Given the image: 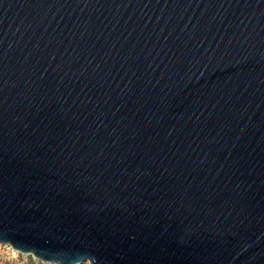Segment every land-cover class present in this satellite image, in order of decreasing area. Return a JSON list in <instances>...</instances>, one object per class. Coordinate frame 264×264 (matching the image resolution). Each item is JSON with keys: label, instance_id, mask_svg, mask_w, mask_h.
<instances>
[{"label": "water", "instance_id": "1", "mask_svg": "<svg viewBox=\"0 0 264 264\" xmlns=\"http://www.w3.org/2000/svg\"><path fill=\"white\" fill-rule=\"evenodd\" d=\"M0 244L264 264V0H0Z\"/></svg>", "mask_w": 264, "mask_h": 264}, {"label": "rangeland", "instance_id": "2", "mask_svg": "<svg viewBox=\"0 0 264 264\" xmlns=\"http://www.w3.org/2000/svg\"><path fill=\"white\" fill-rule=\"evenodd\" d=\"M37 262L40 261L33 259L31 255H22L8 245L0 244V264H38Z\"/></svg>", "mask_w": 264, "mask_h": 264}, {"label": "trees", "instance_id": "3", "mask_svg": "<svg viewBox=\"0 0 264 264\" xmlns=\"http://www.w3.org/2000/svg\"><path fill=\"white\" fill-rule=\"evenodd\" d=\"M38 264H43V263H41V262H37Z\"/></svg>", "mask_w": 264, "mask_h": 264}]
</instances>
